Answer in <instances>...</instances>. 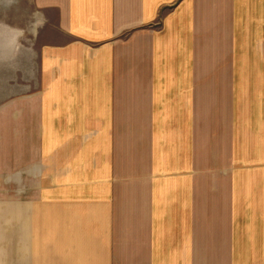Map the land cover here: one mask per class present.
Segmentation results:
<instances>
[{
    "label": "crops",
    "instance_id": "0c3cea01",
    "mask_svg": "<svg viewBox=\"0 0 264 264\" xmlns=\"http://www.w3.org/2000/svg\"><path fill=\"white\" fill-rule=\"evenodd\" d=\"M31 1L0 264H264V0Z\"/></svg>",
    "mask_w": 264,
    "mask_h": 264
},
{
    "label": "rangeland",
    "instance_id": "374dc122",
    "mask_svg": "<svg viewBox=\"0 0 264 264\" xmlns=\"http://www.w3.org/2000/svg\"><path fill=\"white\" fill-rule=\"evenodd\" d=\"M34 7L31 0H0V96L4 82L18 74L27 49H35Z\"/></svg>",
    "mask_w": 264,
    "mask_h": 264
}]
</instances>
